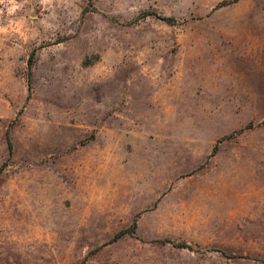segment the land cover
<instances>
[{"label":"rangeland","instance_id":"rangeland-1","mask_svg":"<svg viewBox=\"0 0 264 264\" xmlns=\"http://www.w3.org/2000/svg\"><path fill=\"white\" fill-rule=\"evenodd\" d=\"M254 5L0 0V264H264Z\"/></svg>","mask_w":264,"mask_h":264},{"label":"crops","instance_id":"crops-1","mask_svg":"<svg viewBox=\"0 0 264 264\" xmlns=\"http://www.w3.org/2000/svg\"><path fill=\"white\" fill-rule=\"evenodd\" d=\"M253 8L255 9H251L252 11L264 12V5H254ZM260 19L262 25L258 26L256 30H252L257 33L255 36H253V32L251 34L253 41L247 43L246 48H242V51L246 52L247 55L254 54L259 59V61L257 60V69L264 68V15H260Z\"/></svg>","mask_w":264,"mask_h":264}]
</instances>
